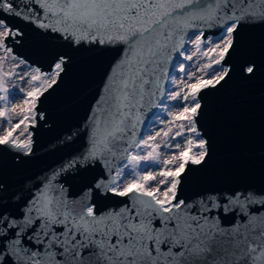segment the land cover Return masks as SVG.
I'll list each match as a JSON object with an SVG mask.
<instances>
[{
	"label": "snow or ice",
	"instance_id": "obj_1",
	"mask_svg": "<svg viewBox=\"0 0 264 264\" xmlns=\"http://www.w3.org/2000/svg\"><path fill=\"white\" fill-rule=\"evenodd\" d=\"M233 86L264 105V0H0V264H264V136L208 125Z\"/></svg>",
	"mask_w": 264,
	"mask_h": 264
},
{
	"label": "water",
	"instance_id": "obj_2",
	"mask_svg": "<svg viewBox=\"0 0 264 264\" xmlns=\"http://www.w3.org/2000/svg\"><path fill=\"white\" fill-rule=\"evenodd\" d=\"M96 78L95 70L74 69L72 87L65 90L56 101L62 119L74 121L83 115L86 101L77 106L70 117L65 116L63 105L69 96L90 92ZM253 92L233 86L213 101L208 125L215 138L218 157L222 158L238 142H255L264 136V105L251 100ZM210 174L224 175L221 169H213Z\"/></svg>",
	"mask_w": 264,
	"mask_h": 264
},
{
	"label": "rangeland",
	"instance_id": "obj_3",
	"mask_svg": "<svg viewBox=\"0 0 264 264\" xmlns=\"http://www.w3.org/2000/svg\"><path fill=\"white\" fill-rule=\"evenodd\" d=\"M16 102H19V101H16Z\"/></svg>",
	"mask_w": 264,
	"mask_h": 264
}]
</instances>
